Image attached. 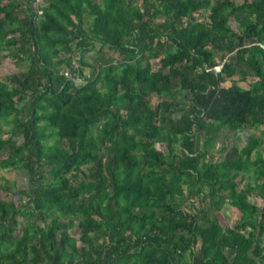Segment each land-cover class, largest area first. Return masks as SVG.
Wrapping results in <instances>:
<instances>
[{"label":"trees","instance_id":"trees-1","mask_svg":"<svg viewBox=\"0 0 264 264\" xmlns=\"http://www.w3.org/2000/svg\"><path fill=\"white\" fill-rule=\"evenodd\" d=\"M5 59L0 264H264V0H0Z\"/></svg>","mask_w":264,"mask_h":264},{"label":"rangeland","instance_id":"rangeland-1","mask_svg":"<svg viewBox=\"0 0 264 264\" xmlns=\"http://www.w3.org/2000/svg\"><path fill=\"white\" fill-rule=\"evenodd\" d=\"M233 26H237L236 24L232 23ZM107 50V49H106ZM99 58V46L96 47L95 50H93L90 53L86 54V60L92 64V63H96V59ZM219 62V64H221V60L218 59L217 60ZM153 70L156 71L157 69L160 68V63L159 62H153ZM23 70V68H21L15 61H12L11 59H5L3 61V64L0 65V78H2L3 80H7L8 75L11 74H15L17 72H19L20 70ZM25 69V68H24ZM221 69V67L219 66L216 70L219 71ZM86 73H90L91 69L89 67H86ZM239 86L241 88H248L249 85L248 84H243L240 83ZM158 98L155 97L153 99V103L156 104L158 102ZM257 131V130H256ZM260 131H257L256 134L258 136H260ZM254 133L253 129L250 128H246L243 133L242 136L240 138V143L242 145H245L246 140L248 139V137L250 136V134ZM223 136V141L217 142L216 148H215V153L213 154V161L215 162H221L224 159L227 158L228 153L232 152V149L234 147V143H233V137L231 138H227L225 137V134L222 135ZM4 138H7V136L4 134ZM200 142L202 143L201 147H203L204 150V140L202 139V141L200 140ZM161 148V147H160ZM162 149V148H161ZM259 155L264 157V143L258 148V150L256 152L253 153L252 155V161H254ZM0 173L2 175V177L4 178V182L10 185L16 184L15 188L16 190L19 189H26L29 186V177L26 174V171L23 169H19V170H11V169H7V168H0ZM247 180L245 183H243L242 185H240V188L243 189V187H245L247 185ZM2 195V191H0V196ZM250 200L252 202L256 201V197L254 195H252L250 197ZM240 213L237 211V209H235L234 207H232V205L226 204L223 211L221 212V218L222 221L225 224L228 225H232L234 224L238 218Z\"/></svg>","mask_w":264,"mask_h":264},{"label":"built area","instance_id":"built-area-1","mask_svg":"<svg viewBox=\"0 0 264 264\" xmlns=\"http://www.w3.org/2000/svg\"><path fill=\"white\" fill-rule=\"evenodd\" d=\"M220 71V70H219ZM66 75L69 76V72H66Z\"/></svg>","mask_w":264,"mask_h":264}]
</instances>
